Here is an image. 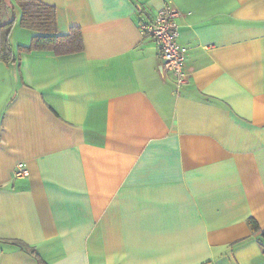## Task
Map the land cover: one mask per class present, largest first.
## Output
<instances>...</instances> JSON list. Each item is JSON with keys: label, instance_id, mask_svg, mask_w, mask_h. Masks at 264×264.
Segmentation results:
<instances>
[{"label": "crops", "instance_id": "crops-1", "mask_svg": "<svg viewBox=\"0 0 264 264\" xmlns=\"http://www.w3.org/2000/svg\"><path fill=\"white\" fill-rule=\"evenodd\" d=\"M84 50L0 59V264H264V0H40ZM187 85L140 20L165 5ZM25 163L29 176L15 178Z\"/></svg>", "mask_w": 264, "mask_h": 264}, {"label": "trees", "instance_id": "trees-1", "mask_svg": "<svg viewBox=\"0 0 264 264\" xmlns=\"http://www.w3.org/2000/svg\"><path fill=\"white\" fill-rule=\"evenodd\" d=\"M21 11V25L34 32L33 39L28 46H20L21 52H52L55 55H69L84 50V40L79 27H73L66 34H61L57 23V8L40 0H17ZM13 21L0 26V59L9 63L14 60L10 34ZM248 226L251 233L257 236L264 253V230L254 218H249ZM19 246L21 249L34 254L40 264L44 261L34 247L21 240H2Z\"/></svg>", "mask_w": 264, "mask_h": 264}, {"label": "built area", "instance_id": "built-area-1", "mask_svg": "<svg viewBox=\"0 0 264 264\" xmlns=\"http://www.w3.org/2000/svg\"><path fill=\"white\" fill-rule=\"evenodd\" d=\"M178 16V11L167 4L158 10L152 19H141L139 28L143 36H149L154 40L162 59L163 69L175 77L176 88L180 90L189 83L190 75L185 69L188 48L179 42ZM14 175L15 178L28 177L27 165L17 164Z\"/></svg>", "mask_w": 264, "mask_h": 264}]
</instances>
